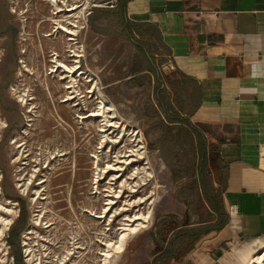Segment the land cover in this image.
<instances>
[{"label":"crops","instance_id":"obj_1","mask_svg":"<svg viewBox=\"0 0 264 264\" xmlns=\"http://www.w3.org/2000/svg\"><path fill=\"white\" fill-rule=\"evenodd\" d=\"M122 1L158 31L134 32L157 50L125 39L161 58L145 117L166 190L116 264H247L264 249V0H109L120 37Z\"/></svg>","mask_w":264,"mask_h":264},{"label":"rangeland","instance_id":"obj_2","mask_svg":"<svg viewBox=\"0 0 264 264\" xmlns=\"http://www.w3.org/2000/svg\"><path fill=\"white\" fill-rule=\"evenodd\" d=\"M57 2L63 9V12L55 14L57 18L67 19L64 23L70 28L73 26L68 24V20L76 21L78 25L75 33L83 45L84 54L79 58L80 67L95 77L106 97L115 104L120 120L129 127L141 129L146 159L128 164L136 158L130 150L136 148L137 143L129 133L119 144L110 142L105 150L112 146V153L101 162L104 169L98 183L104 197L101 200L97 195L95 197L92 193L96 184L91 156L101 150L100 123L90 118L81 121L78 115H87L95 110L97 100L95 93L91 96L92 93L87 92L92 86L83 75L78 98L71 103L61 102L67 95L63 88L65 80L57 82L53 78L54 74L49 73V61L53 50L64 59L69 54L66 51L68 47L62 48L61 38L51 40L54 36H44L54 27L52 21L44 20L55 19L52 12L57 9L51 0H0V121L6 122V125H0V206L12 210L7 212L0 207V219H11L0 236V264H7L11 255L16 264H25L27 248L32 250L35 264L40 259V264H56L61 260H65L64 264H102L99 250L104 249V245L96 240L108 238L94 232L100 225L84 215L83 209L92 201L96 211H100L106 198H114L106 195H114L121 190L122 198L116 199L118 203L113 207L128 208L126 214L133 216L140 209L146 210L155 198L150 205L154 210L153 217L136 233L139 234L150 228L164 200L166 186L154 160L149 119L145 117L150 115L147 108H152L153 90L146 71L151 72L153 67L161 70V58L153 54L149 57L142 55L131 41L120 37L117 13L102 19L106 17L104 12L115 9L110 7L109 0ZM68 8L75 10L66 12ZM71 48L79 49L74 45ZM22 49L25 53H21ZM22 57L29 71L20 63ZM20 66L24 68L22 76L17 73ZM21 94L32 98L23 105L19 99ZM27 106L32 109L31 113H26L29 110ZM142 108H146L145 112ZM112 120L119 121L118 118ZM108 133L116 139L122 134V129L112 127ZM13 141L21 147H16ZM17 156L21 157L20 162L14 163ZM146 162L154 177L147 180V184H136L139 176L134 174L135 167ZM46 164L49 166L44 167ZM107 164L112 165L110 170L106 169ZM34 168L41 170L37 173L36 182L25 193L20 185L27 182ZM41 180L46 181L43 185L37 184ZM125 180L128 183L123 185ZM38 189L42 190L45 199L34 202V190ZM139 198L146 201L143 203ZM37 218L47 222L49 227H38L35 224ZM123 221V215H119L109 226L111 239L117 238ZM16 226L20 232L19 237H14L16 245L12 248L9 236ZM8 246L10 253L6 260L3 252Z\"/></svg>","mask_w":264,"mask_h":264},{"label":"bare ground","instance_id":"obj_3","mask_svg":"<svg viewBox=\"0 0 264 264\" xmlns=\"http://www.w3.org/2000/svg\"><path fill=\"white\" fill-rule=\"evenodd\" d=\"M51 3L57 9L56 12H52L54 14L55 19L54 18H52V19L48 18L44 21H47V22L52 21L54 24V27H52L53 30L51 31V33L44 34V36L45 37L54 36V38H52L51 40L58 39V38L63 39L61 42L62 48L66 49L68 47L66 51L69 52V54L67 56H65L64 59H62V58H60L61 56L58 53V51L53 50V52H52L50 50L52 52V54L50 56L51 60L49 61L51 63L49 73L52 75L54 74L53 78H56L57 82L59 80H65V83L63 84V88H64V90L67 91V95L62 98L61 102L71 103L78 97V94H79L78 88L80 87V83L82 81V78H84L83 75H85L87 82H89L90 84H93L92 89H90L87 92L92 93L91 96H93V93H95V100H97L96 109L87 115L86 114L85 115H78V117L81 121H84L85 119L90 118L94 122L99 121V123H100L99 124V132L101 134L100 135L101 137H100V141H99V149H101V150L92 154L91 157L93 158L92 165H93V171H94V180H95V184H96V186L94 187V191L92 193L95 195V197L97 195L98 199L101 200L104 197V195L102 194V190H101L100 186L98 185V183L101 179L100 178L101 172L104 169L101 167V162H102V160L109 158L110 154L112 153V148H113L112 146H109L108 150L106 151L105 150L106 146L110 142H114V143H118V144L121 143L125 134L129 133L132 137H134V139L133 138L132 139L134 141H137V143L135 145L136 148L130 150L132 152L131 155L136 156L135 159L128 161V164H132L133 162H139L140 160L146 159V144L143 140L141 129L129 127L128 124H126L125 122L120 120V118L118 117L117 111H116L115 104L106 97V95L104 94L102 89L99 87L98 82L95 79V77L91 76V74L88 73L89 71L84 70L83 68L80 67L79 58L84 56V54H83V45L78 41V39L76 37L77 34L75 33L77 31L75 28H78V25L76 24V21H69L68 20V24L73 26L71 28L68 27L64 23L65 21H67V19L61 20V19L57 18V15H55V14H58L60 12H63V9L58 5L57 0H51ZM14 8H13V11H15ZM73 10H75V9L74 8H68V9H66V12L73 11ZM23 21H25V19H23ZM58 33H60V35H58ZM73 45L79 49L71 48V46H73ZM52 46H53V44H52ZM21 53H25L24 49H22ZM20 63L21 64L25 63L23 57L21 58ZM24 68L27 71L30 70V68H28L26 66V64H24ZM24 68H23V66H20V68L18 69L17 73L19 76L23 75ZM47 86H48V84H47ZM12 89L14 90L13 87H12ZM48 89H49V87H48ZM31 98L32 97L31 96L29 97L27 94L26 95H22V94L19 95L20 102L23 103V105H25L27 102H29V99H31ZM26 108L29 109L26 113L32 112V109H30V107L27 106ZM117 118L119 121H113L112 120V119H117ZM0 125H6V122L0 121ZM28 125H29V123H27V126ZM112 127L122 129V134L116 139H112V137L108 133V130H110ZM13 144H16V142L13 141ZM16 147L20 148L21 144L17 143ZM131 155H128V156H131ZM20 156H17L16 159H13V162L14 163L20 162V159H21ZM53 158H56V156H53ZM23 163L25 164V162H23ZM21 164H22V162H21ZM146 164H148V162H146L142 166L135 167L134 174L136 177L139 176L138 180L136 181V184L140 183V182H142L143 184H147L146 181L151 180L154 177L153 172L150 170V166L146 165ZM48 166H49V164H46L44 167H48ZM111 168H112V165L107 164L106 169L110 170ZM40 170H41V168H34L33 173L31 174V177L28 178L27 182L24 181V183L20 185L24 188L21 191H25V193H28V189H30V187L36 182L35 178L37 177V173ZM135 176H134V178H135ZM45 181L46 180H41L37 184L43 185V183ZM127 183L128 182L125 180L123 185H125ZM132 187L133 186H131L130 188H132ZM110 192H113V191H110ZM121 192L122 191L120 190L117 193H114V195L107 194L106 196H108V197L113 196L114 198L113 199L112 198H106L104 200V203H103L100 211H96L95 205L92 203V201H91V204L89 207H86L83 209L84 215L88 216L90 219H92V221L97 222L98 225H100V227H98L99 229L96 228V230L94 232L97 235L101 234V235L105 236L106 238H108L104 241H103V239H99V238L96 240L100 244L104 245V247H103L104 249L99 250V252L101 253V256L103 257V259L101 260L102 264H115L119 254L124 251V247H125V244H126L128 238L131 235L139 232L143 227H146L147 223H149L150 219L153 217V208H151L150 205H151V203H153L155 198H153L152 196L149 197V198H153L151 200V202H149L150 203L149 207L146 210H142V211L140 209L139 213H135V214H133V216L126 214L128 208H125L123 206L121 208L120 207L114 208L113 206L118 203V201L116 199L122 198ZM38 199H42V200L45 199L44 195L42 194V190H39V189L34 190L32 201L36 202ZM141 200H142V198H139V201H141ZM142 201L144 203L146 200H144V198H143ZM135 202L136 201H134L133 203H135ZM0 207H2L4 209V211L12 212V210L5 209L3 206H0ZM123 212H125V213H123ZM119 215H123V220H124L123 226L119 227L120 232L117 234V238L115 240H113V239H111V236L109 234L110 233L109 230L111 229L109 226L113 224L116 217ZM0 222L2 223V225L0 226V236H1L3 233V230L11 222V219L2 217L0 219ZM35 224L38 227L41 226L42 228H48L49 227V224L47 222H45L44 220H42L41 218L35 219ZM106 226H107V228H106ZM26 251L29 252L28 255L29 254L32 255L31 249L27 248ZM67 256H68V253H67ZM32 257H33V255H32ZM64 261L65 260H61V263L58 262L57 264H59V263L64 264ZM247 264H264V249L262 251H260L258 254H255L254 256H252L247 261Z\"/></svg>","mask_w":264,"mask_h":264},{"label":"trees","instance_id":"obj_4","mask_svg":"<svg viewBox=\"0 0 264 264\" xmlns=\"http://www.w3.org/2000/svg\"><path fill=\"white\" fill-rule=\"evenodd\" d=\"M120 10H121V27H122V33L121 36L124 38H127L129 40L134 41V44L136 45L137 49L140 52H145L146 51V46L147 45H152V48L154 50H157V47L155 45V43H151V42H145L143 41L141 38H137L134 35V32H136L140 37L143 36H149V37H154L156 34H158V31L156 30L155 26L151 25L150 27L147 26V24H143V23H133L127 19L124 18V10H125V2L122 1L120 2ZM104 15H106L105 18L108 17V13L104 12ZM96 30L100 31L99 28H95ZM159 37H161L159 35ZM159 37L157 38L158 41H160ZM19 232L20 230L17 229V226L14 227L11 230L10 233V239H9V243L12 246V248H15V241H14V237H19ZM18 261V258H17Z\"/></svg>","mask_w":264,"mask_h":264},{"label":"built area","instance_id":"obj_5","mask_svg":"<svg viewBox=\"0 0 264 264\" xmlns=\"http://www.w3.org/2000/svg\"><path fill=\"white\" fill-rule=\"evenodd\" d=\"M9 249H10V246H8V249H6V251L5 252H3L4 254L3 255H5V257H6V260H7V258H9ZM28 253L29 252H27L26 251V262H30V261H32V256H31V254H29L28 255ZM7 262V264H15V262H14V257L11 255L10 256V259H8V261H6ZM40 262H41V259L38 261V264H40ZM50 263V262H49ZM32 264H35L33 261H32ZM57 264V263H56Z\"/></svg>","mask_w":264,"mask_h":264},{"label":"flooded vegetation","instance_id":"obj_6","mask_svg":"<svg viewBox=\"0 0 264 264\" xmlns=\"http://www.w3.org/2000/svg\"><path fill=\"white\" fill-rule=\"evenodd\" d=\"M81 66V65H80ZM90 86H92L93 87V84H90ZM92 87H91V89H92ZM78 98V97H77ZM77 104H79V102H77ZM10 237V236H9ZM13 256V255H12ZM32 256V255H31ZM14 257V256H13ZM17 259V258H16ZM18 261H19V259H18ZM17 261V262H18ZM14 262H15V258H14ZM24 263L25 264H32V261H30V262H26V258H24ZM16 264V263H15Z\"/></svg>","mask_w":264,"mask_h":264}]
</instances>
